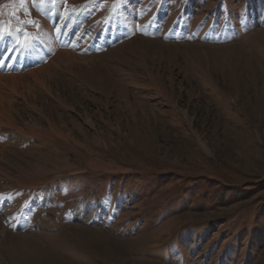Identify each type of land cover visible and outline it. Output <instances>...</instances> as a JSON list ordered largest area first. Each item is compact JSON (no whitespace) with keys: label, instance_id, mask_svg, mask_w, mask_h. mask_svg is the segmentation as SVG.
I'll return each mask as SVG.
<instances>
[{"label":"rangeland","instance_id":"rangeland-1","mask_svg":"<svg viewBox=\"0 0 264 264\" xmlns=\"http://www.w3.org/2000/svg\"><path fill=\"white\" fill-rule=\"evenodd\" d=\"M2 1L52 45L0 70V193L66 172L90 202L63 220L54 180L25 218L0 205V264H264V0H228L258 15L223 40L194 15L98 40L91 0Z\"/></svg>","mask_w":264,"mask_h":264},{"label":"trees","instance_id":"trees-1","mask_svg":"<svg viewBox=\"0 0 264 264\" xmlns=\"http://www.w3.org/2000/svg\"><path fill=\"white\" fill-rule=\"evenodd\" d=\"M249 4L256 5L259 0H248ZM94 3L104 6V9L110 10L109 19H119L124 21L127 17V12L133 9V0H94ZM148 3L151 10H148L149 15L145 22L152 19L154 14L159 11V7H170L174 5V20L188 22L194 15L196 22L192 25L193 31L198 33L200 30L201 39L223 40L229 35H234L237 28H247V24L255 21L256 12H247L244 8L232 7L228 0H217L216 4H211L210 0H200L198 7H186L187 0H142V4ZM211 5V6H210ZM243 3L238 5L242 6ZM204 6L208 8L203 9ZM143 7H146L144 5ZM153 7V8H152ZM264 13V9L261 10ZM196 13V14H195ZM197 35V34H194ZM30 143V142H29ZM106 177L109 176L107 173ZM119 179L118 174L112 176ZM126 175L122 174L121 179H125Z\"/></svg>","mask_w":264,"mask_h":264},{"label":"bare ground","instance_id":"bare-ground-1","mask_svg":"<svg viewBox=\"0 0 264 264\" xmlns=\"http://www.w3.org/2000/svg\"><path fill=\"white\" fill-rule=\"evenodd\" d=\"M49 22V21H48ZM44 24H47V23H44ZM3 33H1L2 35ZM3 36V35H2ZM9 51V48H6V45H5V42L3 39H0V57H3L5 58L6 57V60H9L10 61V55L8 53ZM11 54V53H10ZM64 56H67V55H64ZM63 56V57H64ZM67 60V59H66ZM69 61V60H68ZM4 65V61H0V68H2ZM44 69V68H43ZM39 72V69H37V73ZM48 74V73H47ZM42 75V73H41ZM11 78V77H10ZM13 78V77H12ZM17 82V81H16ZM39 85V84H38ZM1 102V101H0ZM1 104V103H0ZM5 108V107H4ZM2 112V111H1ZM15 241V240H14ZM13 244V243H12ZM11 244V245H12ZM31 246V245H30ZM52 259V258H51Z\"/></svg>","mask_w":264,"mask_h":264},{"label":"snow or ice","instance_id":"snow-or-ice-1","mask_svg":"<svg viewBox=\"0 0 264 264\" xmlns=\"http://www.w3.org/2000/svg\"><path fill=\"white\" fill-rule=\"evenodd\" d=\"M8 35H10L11 33H10V31L7 33ZM3 37L2 36H0V39H2ZM25 47L27 46V45H24Z\"/></svg>","mask_w":264,"mask_h":264}]
</instances>
